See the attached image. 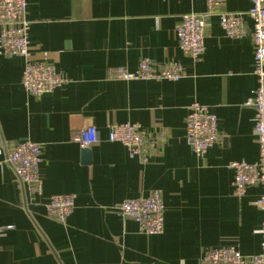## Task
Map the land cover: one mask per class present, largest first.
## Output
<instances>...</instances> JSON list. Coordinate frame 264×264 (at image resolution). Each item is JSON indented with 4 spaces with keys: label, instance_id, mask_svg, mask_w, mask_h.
<instances>
[{
    "label": "crops",
    "instance_id": "obj_1",
    "mask_svg": "<svg viewBox=\"0 0 264 264\" xmlns=\"http://www.w3.org/2000/svg\"><path fill=\"white\" fill-rule=\"evenodd\" d=\"M29 52L52 64L65 83L40 97L21 86L24 60L0 55V264H203L207 250L260 252L258 187L232 194L230 162L254 163L259 147L253 96L254 48L249 34L229 39L222 13H246L249 0H223L208 20L196 61L180 50L175 29L183 15L207 11L204 0H26ZM248 31L252 23L246 17ZM147 59L178 63L177 82L126 81ZM199 103L217 118L218 143L197 157L185 141L188 107ZM136 124L164 141L147 162L108 141V126ZM92 127L98 142L71 139ZM41 146V194L18 184L5 164L10 142ZM90 151L87 162L82 150ZM160 193L164 228L145 235L119 215L125 200ZM73 195L64 223L46 217L51 196Z\"/></svg>",
    "mask_w": 264,
    "mask_h": 264
},
{
    "label": "built area",
    "instance_id": "obj_2",
    "mask_svg": "<svg viewBox=\"0 0 264 264\" xmlns=\"http://www.w3.org/2000/svg\"><path fill=\"white\" fill-rule=\"evenodd\" d=\"M207 11L201 14L183 15L175 29L181 52L196 61L204 52V39L208 20L223 0H204ZM250 8L246 13H222L218 15L219 26L229 39H241L249 34L254 48L253 75L257 88L253 96L245 101L244 107L254 109V134L258 142L259 155L254 163L230 162L228 169L233 173L232 194L244 196L246 189L258 187L261 194L254 205L262 212L260 225V252L253 256H243L233 247L207 250L202 257L203 264H264V0H249ZM26 0H0V55L16 56L24 60L21 86L26 93L40 97L65 83L63 75L46 62H34L30 59L29 30ZM252 23L247 30L244 18ZM126 81H168L177 82L185 77L184 69L172 62L157 66L147 59L139 63L133 73L121 72ZM185 141L197 157L218 143L217 118L209 109L199 103L188 107L185 118ZM81 147L98 142L96 131L92 127L75 134L72 139ZM108 141L121 144L130 158L147 162L150 152L158 149L164 139L159 135L148 138L142 135L136 124L125 123L108 126ZM41 146L31 141L10 142L5 147L4 162L12 170L18 184L27 187L34 195L41 194L39 165ZM75 197L73 195L51 196L45 205L46 217L58 223H64L73 213ZM120 216L134 221L139 231L145 235H160L164 228V205L159 192L153 191L146 198L125 200L116 207ZM11 227H0V238Z\"/></svg>",
    "mask_w": 264,
    "mask_h": 264
},
{
    "label": "water",
    "instance_id": "obj_3",
    "mask_svg": "<svg viewBox=\"0 0 264 264\" xmlns=\"http://www.w3.org/2000/svg\"><path fill=\"white\" fill-rule=\"evenodd\" d=\"M82 153H83L84 161L87 162L89 160V157H90V151L87 149H83Z\"/></svg>",
    "mask_w": 264,
    "mask_h": 264
}]
</instances>
